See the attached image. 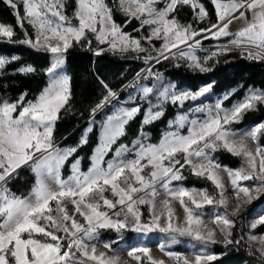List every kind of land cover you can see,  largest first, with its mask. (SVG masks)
Segmentation results:
<instances>
[{"label": "rangeland", "instance_id": "374dc122", "mask_svg": "<svg viewBox=\"0 0 264 264\" xmlns=\"http://www.w3.org/2000/svg\"><path fill=\"white\" fill-rule=\"evenodd\" d=\"M3 1L34 37L0 22V44L49 52L50 66L34 99L0 100V264H219L213 245L264 264V88L192 90L163 72L212 73L232 54L264 67V0H210L214 18L205 0L172 13L174 0ZM114 8L139 27H118ZM88 34L97 55L142 68L70 142L55 135L70 99L66 53ZM19 59L0 54V75Z\"/></svg>", "mask_w": 264, "mask_h": 264}, {"label": "trees", "instance_id": "16d2710c", "mask_svg": "<svg viewBox=\"0 0 264 264\" xmlns=\"http://www.w3.org/2000/svg\"><path fill=\"white\" fill-rule=\"evenodd\" d=\"M205 1L209 14L214 18L213 6L210 0ZM184 12L186 21H191L193 12L188 8H184ZM112 17L120 28L132 31L139 27L136 21L128 22L127 19H123L116 8L112 9ZM0 22L11 25L20 41L34 37L32 27L29 24L20 26L13 9L3 0H0ZM98 48L93 37L88 34L80 43L73 44L66 53V62L70 75V99L56 122V137L58 135L63 137L70 135L68 140L73 142L80 131V128H77L91 116L102 100L106 98L108 92L110 90H119L142 68V65L129 68V62H125L109 52L97 55L96 51ZM15 53L18 54L20 59L10 64L4 73L0 75V100L9 98L16 101L23 95H26V100L34 99L47 84L45 70L50 66V54L46 51H35L9 44H0V54L12 55ZM222 58L226 61L227 67H216L215 71L208 74L192 75L184 72L182 67L176 70L166 69L163 72L170 79L177 80L180 84L186 85L192 90H196L200 83L208 84L213 82L215 93H219L224 88L231 87L230 85L233 82H238V80L244 83L243 85L245 86L254 85L264 88V67L240 60L239 55L236 54ZM22 65L32 66L35 69L34 73L24 75L17 72ZM121 95L123 96V93ZM130 127L128 128V134ZM96 141L97 132L95 131L91 135L86 149L91 150L95 146ZM220 157H223V155H220ZM222 161L226 165L235 167V164L229 163L223 158ZM31 180L33 183L34 177ZM187 184L199 188L208 187L192 180L187 182ZM16 186H13V191L21 193L18 189L19 187ZM30 186L26 187V191L30 189ZM261 202L257 201L254 205H259ZM260 230H264V226ZM233 240H238L237 235H234ZM213 248L217 253L224 254L222 260L218 261L219 264H244L246 261L251 260L247 248L245 250L237 249L234 245L227 248L213 245Z\"/></svg>", "mask_w": 264, "mask_h": 264}, {"label": "bare ground", "instance_id": "6f19581e", "mask_svg": "<svg viewBox=\"0 0 264 264\" xmlns=\"http://www.w3.org/2000/svg\"><path fill=\"white\" fill-rule=\"evenodd\" d=\"M177 3H178V0H174L173 1V4H172V6H171V9L169 10V13H172L174 10H175V8H176V6H177ZM250 11H251V8H249V7H247V6H244L243 8H242V12H244V13H250ZM257 19V17H255V16H253V15H251V19H250V21H255ZM242 25L243 24H245V21L243 20V22L241 23ZM240 24V25H241ZM225 25V24H224ZM230 33H233V32H235L236 30H237V28H238V25L237 24H230Z\"/></svg>", "mask_w": 264, "mask_h": 264}]
</instances>
